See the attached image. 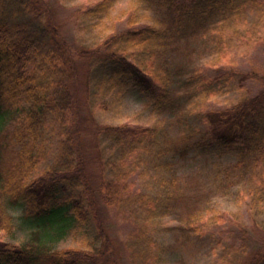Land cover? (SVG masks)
Wrapping results in <instances>:
<instances>
[{"label":"trees","instance_id":"16d2710c","mask_svg":"<svg viewBox=\"0 0 264 264\" xmlns=\"http://www.w3.org/2000/svg\"><path fill=\"white\" fill-rule=\"evenodd\" d=\"M116 2L76 7L83 40L71 47L52 19L48 0H0V264H120L98 218L100 203L130 223L124 244L132 264H169L177 245L192 241L191 232L198 231L199 194L187 182L192 172L184 178L179 169V160L192 153L194 158L215 151L234 154L226 177L239 167L236 184L252 183L259 201L253 212L264 214V69L242 70L235 62L222 66L239 43L262 44L264 0H133L126 26L107 33ZM148 10L156 12L152 23L142 22ZM95 30L101 37L86 42L85 33ZM195 38L213 60L207 68L189 70L185 90L174 93L184 73L178 75L181 66L176 68L174 59L182 43ZM76 57L87 60L91 103L107 107L105 95L134 88L154 112H189L190 124L174 139L167 125H113L92 117L95 151L85 156L79 149L83 116L76 111L73 89ZM249 79L262 89L230 107L199 111L204 97L238 83L246 89ZM43 159L52 162L38 173ZM220 172L212 180L217 191L227 189ZM22 202L44 227L60 224L58 234L75 222L95 221L92 245L60 249L45 242L40 230L20 244L6 240L1 233L12 235L16 229L9 210ZM174 214L181 222L166 228L165 218ZM241 230L243 242L231 243L223 264H264V252L246 256L250 235L247 226Z\"/></svg>","mask_w":264,"mask_h":264},{"label":"rangeland","instance_id":"374dc122","mask_svg":"<svg viewBox=\"0 0 264 264\" xmlns=\"http://www.w3.org/2000/svg\"><path fill=\"white\" fill-rule=\"evenodd\" d=\"M100 0H48L49 8L52 13V19L59 24L61 31L71 47L79 44L82 38L80 31V22L75 16V8L78 6H89ZM131 7L134 9L133 0H117L115 7L112 9L111 16L106 20V26L112 28L107 33L122 29L126 26L127 16ZM143 14V9L140 10ZM156 12L154 10L146 11L145 18L142 22L152 23ZM98 35L97 31L92 34L85 33L84 38L89 42L91 38ZM99 38L101 34L98 35ZM252 40V39H251ZM262 44L255 41L247 45L239 43L232 50L231 57L222 59V66L229 63H236L237 67L242 70H250L253 67L264 69V35L259 39ZM183 47L177 53L174 61L175 67L178 69V78L173 85V92L184 91V79L188 75L189 70L197 68H207L213 60V54L209 49H204V43L200 38L193 39L190 43H182ZM76 68L78 76L74 82L73 89L77 97V108L79 114L83 118L79 123L84 122L79 138V146L82 153L86 156V152L90 155L94 154L93 140L90 131L89 120L94 117L98 122L109 123L113 125H137V126H153L155 124L169 127V135L174 139L179 138L183 132L185 125L190 124L192 116L189 112L183 114H170L168 112H154L147 104L142 94L134 88L123 89L121 92H110L103 99L106 106L93 104L89 101L85 80L87 77V60L86 58L76 57ZM237 83V79H236ZM225 89V88H224ZM262 89V84L252 79L248 80L246 89L239 88V83L235 84L231 89H220V92L212 93L201 99L198 106L199 111L205 109H214L217 107H230L237 103L244 95H252ZM216 90H218L216 88ZM227 90V91H226ZM101 89L98 90V93ZM90 95H94V89H90ZM100 102V100H98ZM192 112V111H190ZM182 119H178V117ZM89 117V118H88ZM56 146V138L50 144V154L53 153ZM49 158V157H48ZM47 158V159H48ZM43 159L39 165L38 173L52 162V159ZM236 161V156L232 153H226L222 156L218 152L200 154L196 158L193 153L188 156L187 160H179V169L185 178V172H192V179L189 182V188L199 194L200 202V218L197 221V230L200 234L191 232V240H187L181 247L177 245L175 250L168 257L169 264H180L182 259L187 264H223V261L229 259L226 250L231 243L240 244L243 242L241 237V228L245 225L249 230L250 244L246 249V256L249 257L256 252H264V214L253 212L254 208L258 210L259 201L252 194V183L243 181L236 184L237 178L240 177V168H235L228 178V171L231 165ZM91 163H95L93 160ZM91 165V164H90ZM91 170L97 171L98 167L91 165ZM88 167V168H89ZM261 165H258L259 170ZM89 171L92 173V171ZM221 170V176L224 179V186L227 189H218L216 183H212L213 177ZM186 181V180H185ZM227 190V194L224 191ZM229 190V191H228ZM264 204V201H263ZM253 208H252V206ZM118 210L108 207L105 204H99V219L108 233L114 248V254L118 257L120 264H132L131 257L124 244L125 239L131 230L130 223L125 221V217L117 212ZM9 212L14 216L16 229L12 235L1 233L6 240L13 243H22L29 238L32 231L40 230L42 238L45 242L52 244L57 248H65L71 246L87 247L92 242L97 233V223L95 221H87L84 223L75 222L65 230L64 233L58 234L57 228L60 224L53 227L46 226L37 219L34 213L28 210L26 203H21L16 207L10 208ZM258 218V223L254 222V218ZM166 228L168 226L177 225L180 216L177 214L169 215L164 220ZM63 231V230H62ZM171 236V234H169ZM169 242L171 240L168 238ZM235 244V245H237ZM182 258V259H181Z\"/></svg>","mask_w":264,"mask_h":264}]
</instances>
